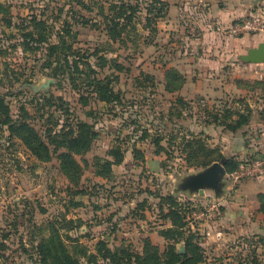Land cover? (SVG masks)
Returning <instances> with one entry per match:
<instances>
[{
    "label": "rangeland",
    "instance_id": "rangeland-1",
    "mask_svg": "<svg viewBox=\"0 0 264 264\" xmlns=\"http://www.w3.org/2000/svg\"><path fill=\"white\" fill-rule=\"evenodd\" d=\"M254 19L264 22V0H0V264H120L99 256L101 243L117 257L143 255L147 243L185 253L189 237L203 249L196 264H264V220L227 227L222 206L214 222L196 218L219 203L212 188L205 197L188 183L212 167L193 163L226 149L205 115L228 100L184 95L193 79L226 91L250 72L242 56L264 30L232 28ZM244 36L260 43H228ZM169 71L185 78L180 89H167ZM104 86L110 101L97 97ZM23 122L49 148L42 158L13 133ZM193 134L212 152L185 148ZM248 153L237 159L264 152Z\"/></svg>",
    "mask_w": 264,
    "mask_h": 264
},
{
    "label": "trees",
    "instance_id": "trees-1",
    "mask_svg": "<svg viewBox=\"0 0 264 264\" xmlns=\"http://www.w3.org/2000/svg\"><path fill=\"white\" fill-rule=\"evenodd\" d=\"M128 7L129 9L134 10V7L130 4L128 5ZM33 23L35 24L34 27L36 29L45 27L44 22L41 21L40 23H38L36 21V18L33 19ZM38 36L39 38L35 39L33 32H29L27 35H25L26 38L29 37L31 38V40L33 41L36 40L37 42H39L40 40L44 38L43 34L40 32ZM56 48H57L56 45L51 46L52 50H55ZM184 82H185V78L178 72L169 71L167 73V89L169 91L171 90V87H173L174 90L180 89ZM237 83L240 86L244 85L245 87L247 86L248 88H254L255 86L259 85V86H262V88L264 89V82H257V81L252 82V81L238 80ZM249 83H251L252 86L249 85ZM113 95H114V92L111 91L108 87L104 86V88L101 89L100 92L98 93L97 97L101 101L106 102V101H110ZM184 100L182 98H179L178 102L184 103L186 106L187 104L185 103ZM238 102H239L238 104L241 107L243 106L244 109L240 108L239 106L236 107L234 105L235 102H233L232 104H230L229 102H226L227 106L225 109H218L215 111H208V109H206V111L208 112L205 115V118H207L205 123L215 124L216 127H223L224 131H231L234 133L243 128L248 127L254 119L253 110L250 108L249 105L247 104L244 105L245 101L239 99ZM1 106H2V102L0 101V107ZM261 115L263 116V121H264V113H261ZM81 127L83 128L82 134L85 137V141H88L89 140L88 133L85 132L86 124L82 123ZM11 129L14 134H19L22 140L26 142L29 148L32 149L39 157L42 158V156L45 153L49 152V148L47 147L42 137L37 133V131L34 128L30 127L27 123L25 122H23L22 124L12 123ZM198 138H199L198 135L193 134V138L186 142L185 148H188V147L195 148L194 145L195 143H197V145L199 146V149H207L206 146L203 144V141ZM76 140L79 141L80 139H76ZM207 150H209V152H212V149H207ZM217 150H220V149H217ZM262 155H264V153ZM63 156L66 159L67 157H69V153L65 152L63 153ZM115 158L116 160L114 163L122 162V160L118 157V155H115ZM218 161L222 162L225 170L228 173L237 171L241 163L243 162L241 160H238L236 157H226L223 153H219L218 155L214 157H210L206 161H203L201 163H193V165L209 167L211 165L213 166L214 164L218 163ZM111 164H112L111 162L106 163L107 167L109 168V171H110ZM65 169L69 173V170L72 168L69 166V168L67 167ZM260 200H261V211L264 212V195L260 196ZM172 207H175V209L171 210V214L174 216L176 215V217H178V215H180V212H179L181 208L180 204H178V202L173 199ZM21 219H24L23 214H21ZM176 219L171 218L173 226L178 230H182L186 226V223H184L185 225L180 224L179 222H177ZM163 235L166 240H169L168 233H165ZM185 244H186L185 253H179L175 244H168L165 251H160L158 247H156L155 245L151 243H147V245L145 246V251L143 255L134 254V253L128 252V250H123L120 255L121 257H117L116 256L117 253H114L113 251L106 249L103 243H101V247L103 248H100L98 252H99V256H101L103 259L106 260V259L111 258V261L114 263H116L117 260H119L121 261L120 264H196V263H199L201 261V255H202L201 252H203L202 247L199 244L195 243L191 237L185 240ZM42 246L43 245H40V249L42 248ZM70 264L72 263L70 262ZM244 264H249V263H244ZM251 264H259V263H258V260L254 258Z\"/></svg>",
    "mask_w": 264,
    "mask_h": 264
},
{
    "label": "crops",
    "instance_id": "crops-1",
    "mask_svg": "<svg viewBox=\"0 0 264 264\" xmlns=\"http://www.w3.org/2000/svg\"><path fill=\"white\" fill-rule=\"evenodd\" d=\"M212 18L221 22L237 17ZM244 40H258L257 44L260 43V39L257 36L254 39H250L247 36L242 38H231L229 39L228 43H231V45H240L242 42H244ZM255 45L252 47L255 48ZM233 56L234 55L230 54V58ZM217 64L218 63L215 62V65ZM243 65L246 69H250V72L244 76L237 77V79L235 78L233 81L231 80V82H229L231 89H226V91H224L226 88L225 84L222 83L221 85H217L216 81H211V83L205 86L202 82L196 84L194 83L193 79V81L189 83V86H192L190 87L191 89L187 90L190 91V93L184 94L196 97V95L199 93H205L203 95L206 98H213L215 100L219 96H222L226 93L225 96H227V102L230 104L235 102L234 105L236 107L239 106L240 108L244 109L243 106L241 107L238 104V100L241 99L245 101L244 105H249L253 110L254 119L252 123L248 127L243 128L235 133L231 131H224L222 127H216L215 125L213 126V131L221 130L220 132L225 133L227 136V139L224 141V143H221V140H219L218 143L226 148L225 151H223L226 157L241 158L240 156H246L249 154V151L264 152V121L263 116L261 115V113H264V89L260 88L259 85L255 86L254 88H248L244 85L240 86L237 83L238 80L264 82V63H245ZM184 98L187 99L185 96ZM228 149L231 153L229 156L226 154ZM231 188L230 182L227 180V178H225L224 175L223 193L220 196H216L224 211V219L222 222L225 223L227 227L234 228L235 226V229L238 230H246L247 228H260L261 220H264V212L261 211L260 200V196L264 195V175L246 180L242 184L238 185V187L233 191ZM201 194H204L206 197L208 196V191L205 189L204 193Z\"/></svg>",
    "mask_w": 264,
    "mask_h": 264
},
{
    "label": "built area",
    "instance_id": "built-area-1",
    "mask_svg": "<svg viewBox=\"0 0 264 264\" xmlns=\"http://www.w3.org/2000/svg\"><path fill=\"white\" fill-rule=\"evenodd\" d=\"M257 23V24H253ZM264 22H260L259 19H254L253 21L242 22L235 25L232 28L234 34H240L250 31H263ZM264 175V155L260 154L253 157L252 159L246 160L241 163L239 169L233 173H227L228 181L231 186L234 188L240 185L243 181L248 179L256 178ZM219 204V205H218ZM220 203H213L206 207L199 215L196 216L197 219H206V224L209 222H214L215 219L222 218V211L220 210Z\"/></svg>",
    "mask_w": 264,
    "mask_h": 264
},
{
    "label": "water",
    "instance_id": "water-1",
    "mask_svg": "<svg viewBox=\"0 0 264 264\" xmlns=\"http://www.w3.org/2000/svg\"><path fill=\"white\" fill-rule=\"evenodd\" d=\"M242 59L247 63H264V42L260 43L258 47L251 48L247 55L242 56ZM225 174V168L221 164L216 163L203 173L193 177L188 185L200 190V193H204L207 187L212 188L215 195L220 196L224 190ZM183 250L184 248H182V253Z\"/></svg>",
    "mask_w": 264,
    "mask_h": 264
}]
</instances>
